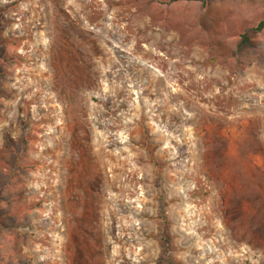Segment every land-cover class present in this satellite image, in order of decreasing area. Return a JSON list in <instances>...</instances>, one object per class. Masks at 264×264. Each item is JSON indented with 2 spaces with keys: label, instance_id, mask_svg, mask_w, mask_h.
Segmentation results:
<instances>
[{
  "label": "rangeland",
  "instance_id": "rangeland-1",
  "mask_svg": "<svg viewBox=\"0 0 264 264\" xmlns=\"http://www.w3.org/2000/svg\"><path fill=\"white\" fill-rule=\"evenodd\" d=\"M263 19L0 0V232L23 264H264Z\"/></svg>",
  "mask_w": 264,
  "mask_h": 264
},
{
  "label": "crops",
  "instance_id": "crops-1",
  "mask_svg": "<svg viewBox=\"0 0 264 264\" xmlns=\"http://www.w3.org/2000/svg\"><path fill=\"white\" fill-rule=\"evenodd\" d=\"M0 158L5 153H0ZM22 235L16 231L6 229L0 232V264H23V245L20 244Z\"/></svg>",
  "mask_w": 264,
  "mask_h": 264
},
{
  "label": "trees",
  "instance_id": "trees-1",
  "mask_svg": "<svg viewBox=\"0 0 264 264\" xmlns=\"http://www.w3.org/2000/svg\"><path fill=\"white\" fill-rule=\"evenodd\" d=\"M263 27H264V19L259 22V24L257 25L256 30H261ZM248 42H249L248 36L246 34H243L242 35V40H241V43H240V47H242L243 45H245Z\"/></svg>",
  "mask_w": 264,
  "mask_h": 264
}]
</instances>
